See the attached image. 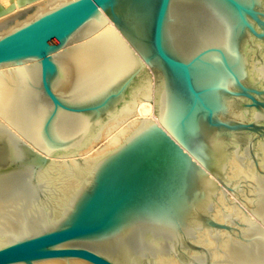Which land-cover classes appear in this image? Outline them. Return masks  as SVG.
Here are the masks:
<instances>
[{"label": "water", "instance_id": "1", "mask_svg": "<svg viewBox=\"0 0 264 264\" xmlns=\"http://www.w3.org/2000/svg\"><path fill=\"white\" fill-rule=\"evenodd\" d=\"M147 88L156 118L50 202L53 160L82 166ZM259 142L264 0H67L0 36V264H216L204 230L257 244L248 257L264 264V216L248 236L215 215L221 196L247 213L230 162L248 158L264 179Z\"/></svg>", "mask_w": 264, "mask_h": 264}, {"label": "bare ground", "instance_id": "2", "mask_svg": "<svg viewBox=\"0 0 264 264\" xmlns=\"http://www.w3.org/2000/svg\"><path fill=\"white\" fill-rule=\"evenodd\" d=\"M65 1L67 0H0V36ZM147 95H153V90L147 88L140 92L138 102L137 100L131 102L116 118L107 122L100 129L97 138L85 150L81 151V156L84 159L82 166H79L75 162V158L70 155L53 160L42 176V180L46 182L49 192H51L49 194L50 202L57 207L63 206L100 156L123 141L142 118H156L155 103L143 99ZM258 151L261 155V164L264 166V144L261 142L258 143ZM229 172L233 179L244 181L247 184L248 189L241 193L246 203H241L248 214L244 212L243 208L226 201L221 196L220 206L222 205L223 209L220 206L217 207L215 215L220 219L227 216L238 218L245 223L243 232L248 236H253L257 233L255 214L264 216V209L257 197L258 188L264 187V179L259 181L255 167L248 158L239 160L232 157ZM198 241L213 250V260L216 264H260L248 257L247 253V249L251 250L257 244H243L226 231L204 230L200 232ZM261 244L264 255V243ZM156 262V264H180L176 258L166 254L158 255Z\"/></svg>", "mask_w": 264, "mask_h": 264}]
</instances>
